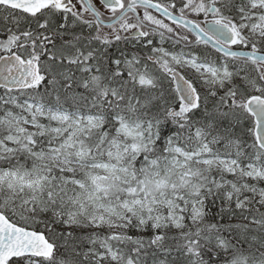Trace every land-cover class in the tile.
<instances>
[{
  "label": "snow or ice",
  "instance_id": "6c2138e0",
  "mask_svg": "<svg viewBox=\"0 0 264 264\" xmlns=\"http://www.w3.org/2000/svg\"><path fill=\"white\" fill-rule=\"evenodd\" d=\"M0 264H264V0H0Z\"/></svg>",
  "mask_w": 264,
  "mask_h": 264
}]
</instances>
